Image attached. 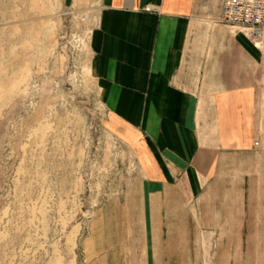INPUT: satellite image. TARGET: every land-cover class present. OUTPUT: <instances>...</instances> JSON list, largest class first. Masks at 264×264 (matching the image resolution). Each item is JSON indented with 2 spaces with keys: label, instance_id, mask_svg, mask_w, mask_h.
Masks as SVG:
<instances>
[{
  "label": "rangeland",
  "instance_id": "1",
  "mask_svg": "<svg viewBox=\"0 0 264 264\" xmlns=\"http://www.w3.org/2000/svg\"><path fill=\"white\" fill-rule=\"evenodd\" d=\"M99 6L0 0V264H264V37L200 20L217 75L229 53L225 85L251 91L247 132L167 187L104 106Z\"/></svg>",
  "mask_w": 264,
  "mask_h": 264
},
{
  "label": "crops",
  "instance_id": "2",
  "mask_svg": "<svg viewBox=\"0 0 264 264\" xmlns=\"http://www.w3.org/2000/svg\"><path fill=\"white\" fill-rule=\"evenodd\" d=\"M223 1L100 0L89 44L104 106L160 185L187 186L170 178L210 171L216 146L225 149L247 132L251 91L225 85L231 55L220 57L217 75L216 53L200 51V20L215 22Z\"/></svg>",
  "mask_w": 264,
  "mask_h": 264
},
{
  "label": "built area",
  "instance_id": "3",
  "mask_svg": "<svg viewBox=\"0 0 264 264\" xmlns=\"http://www.w3.org/2000/svg\"><path fill=\"white\" fill-rule=\"evenodd\" d=\"M220 20L258 41L264 37V0H224Z\"/></svg>",
  "mask_w": 264,
  "mask_h": 264
}]
</instances>
